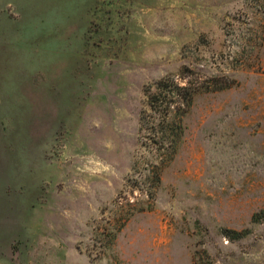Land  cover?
Masks as SVG:
<instances>
[{"label": "rangeland", "instance_id": "obj_1", "mask_svg": "<svg viewBox=\"0 0 264 264\" xmlns=\"http://www.w3.org/2000/svg\"><path fill=\"white\" fill-rule=\"evenodd\" d=\"M0 264H264V0H0Z\"/></svg>", "mask_w": 264, "mask_h": 264}, {"label": "trees", "instance_id": "obj_2", "mask_svg": "<svg viewBox=\"0 0 264 264\" xmlns=\"http://www.w3.org/2000/svg\"><path fill=\"white\" fill-rule=\"evenodd\" d=\"M184 71L185 70H182L181 74H183ZM153 87L155 88V92H146V106L147 111L153 115H159L158 118L165 115L169 116L171 113H174V116L181 119L185 115L186 111L191 107L192 96L197 91V88L192 85L188 87L179 86L172 78L169 77L154 83ZM223 88L224 86H220L217 89ZM158 123L159 125H162L163 120L158 121ZM171 125L172 124H169L170 128ZM180 135V131L171 133L173 141H171V151L169 153V157L171 153H174V149L176 147L175 145L177 144V140Z\"/></svg>", "mask_w": 264, "mask_h": 264}]
</instances>
